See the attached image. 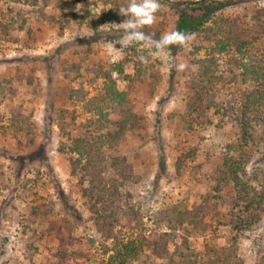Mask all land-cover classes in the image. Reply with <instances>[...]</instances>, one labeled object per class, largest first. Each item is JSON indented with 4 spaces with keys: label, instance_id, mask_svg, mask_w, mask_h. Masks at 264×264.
Here are the masks:
<instances>
[{
    "label": "rangeland",
    "instance_id": "1",
    "mask_svg": "<svg viewBox=\"0 0 264 264\" xmlns=\"http://www.w3.org/2000/svg\"><path fill=\"white\" fill-rule=\"evenodd\" d=\"M71 1L17 0L7 17L15 22L0 26V264H104L103 247H110L112 236L104 238L97 231L87 202L88 181L72 173L70 159L76 153L74 139L112 134L121 114L126 116L125 133L113 143L111 153L124 157L133 168L121 188L122 200L133 213L123 217L112 234L134 230L128 228L127 216L138 221L143 236L164 231L163 209L198 201L200 186L206 187L197 186L189 167L175 162L183 126L177 113L193 87L185 72L197 59H213L216 64L225 59L239 80L242 66L230 58L236 56L233 38L244 27L255 31L254 46L264 47V0L211 1L207 20L223 22L233 29L228 31L233 38L222 45V51L206 54L201 49L195 55L189 51L195 42L192 35L175 53L157 52L143 44L121 47L117 41L124 33L116 24L126 17L118 8L127 0H77L72 9ZM192 1L159 0L154 23L143 31L158 39L174 30L179 9ZM5 4L0 0L2 11ZM82 10L86 16L79 20ZM65 15L68 20H63ZM228 35L217 34L222 41ZM237 54L236 59L242 58V51ZM140 55L148 56V63L142 64ZM118 61L122 74L114 68ZM94 63L102 69L99 74L90 69ZM181 63L185 69L174 67ZM102 71H110L114 93L106 90L109 81ZM202 82L203 89L221 84L214 79ZM86 102L95 105V113L86 110ZM246 166V172L256 167L250 185L264 192V165L256 166L251 159ZM207 204L213 223L196 235V241L214 243L228 252L233 249L242 264H255L253 253L258 251L264 264V208L256 207L257 215L254 209L239 211L245 221L250 220L241 232L240 216L234 217L235 228L222 219L231 204ZM218 205H224L221 213ZM55 246L72 252L62 260L53 259Z\"/></svg>",
    "mask_w": 264,
    "mask_h": 264
},
{
    "label": "trees",
    "instance_id": "2",
    "mask_svg": "<svg viewBox=\"0 0 264 264\" xmlns=\"http://www.w3.org/2000/svg\"><path fill=\"white\" fill-rule=\"evenodd\" d=\"M2 1H6V9H0V26H5L15 22L12 17H7L12 13L13 3L17 0ZM75 1L77 0L70 2L71 9ZM211 1L213 0H193L186 5L190 13L184 5V9L180 8L177 13L174 30L194 36L195 42L190 44L189 50L194 55L201 49L207 51L206 54L222 51V45L224 47L233 38L228 35L231 33L228 31L233 29L224 26L223 22L207 20L210 8L213 7ZM198 9L200 12L195 14L194 11ZM82 11L84 14L85 10ZM85 16L78 15L79 20H83ZM63 18L68 20L66 15ZM93 20L96 21L97 18H92L91 21ZM239 32L232 42V51L236 56L229 57L234 63L238 60L242 66L239 80L235 68H231L232 63H227L225 59L224 63L218 64L213 63V59L209 62L197 59L185 72L193 87L187 93L183 110L177 113L183 126L175 162L178 167H189L197 186L199 183L206 187L204 189V186H200L198 201L179 206L175 204L163 209L164 231H152L149 236H143L138 221L132 222L127 216L128 223H131L128 228L134 230H127V235L112 234L113 228L123 217L133 213L131 206L123 202L121 193V188L132 177L133 168L124 157L111 153L113 143L125 133L126 116L121 114L114 121L117 127L114 134L84 135L74 139L72 150L76 153L70 159L71 171L73 174L78 173L79 179L85 178L88 181L87 202L90 211L94 213L97 231L104 238L112 236L110 247H103L106 255L104 264H242L237 254H232L233 249L228 252L214 243L196 241V235L208 230L213 223L212 215L207 211L208 202L214 205L215 202H219V205L231 204L230 211L222 219L229 228H235L238 226L234 217L240 216L241 232L245 231L250 220L245 221L239 211L247 213L254 209L256 212L253 215H257L255 208L260 205L264 208V192L250 185L258 171L253 166L246 172V163L251 159L256 166L264 165V47L254 46L257 43L254 30L244 27ZM218 33L229 37L222 41L217 36ZM178 47L180 46H171L168 50L175 53ZM241 51L242 58L240 56L236 59L237 52ZM93 67L90 66V69L96 70V74L102 70L95 63ZM114 68L117 73L122 74V62L118 61ZM168 71L173 75L171 67ZM101 73L109 81L106 90L114 93L110 71ZM211 79L221 84L206 89L200 86V82L204 81V84ZM68 91L71 92V89ZM70 95L69 93V97ZM85 105L88 112L95 113V105L90 102ZM107 170H111L112 175H103ZM221 207L224 205L216 209L220 213L223 210ZM218 221L216 219L214 224ZM70 252L72 251L67 248L55 246L51 255L53 259L62 260ZM253 256V263L263 264L258 251ZM155 259L161 262H156Z\"/></svg>",
    "mask_w": 264,
    "mask_h": 264
},
{
    "label": "clouds",
    "instance_id": "3",
    "mask_svg": "<svg viewBox=\"0 0 264 264\" xmlns=\"http://www.w3.org/2000/svg\"><path fill=\"white\" fill-rule=\"evenodd\" d=\"M119 14L126 17L118 25L119 31L124 33V38L117 43L121 47H130L133 45L143 44L145 48L162 52L171 46H182L188 40V35L178 30L167 31L158 39H154V34H149L143 31L147 25L154 23L156 13L160 9L159 0H127L126 6L119 7ZM79 34V33H78ZM87 36V34L81 35ZM139 61L146 64L149 57L145 55L139 56ZM178 70L185 69V64L174 65Z\"/></svg>",
    "mask_w": 264,
    "mask_h": 264
}]
</instances>
